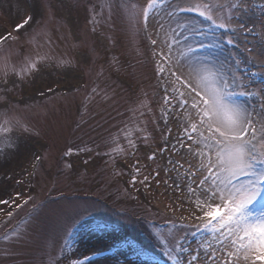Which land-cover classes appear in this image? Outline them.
I'll return each mask as SVG.
<instances>
[{
	"label": "rangeland",
	"instance_id": "374dc122",
	"mask_svg": "<svg viewBox=\"0 0 264 264\" xmlns=\"http://www.w3.org/2000/svg\"><path fill=\"white\" fill-rule=\"evenodd\" d=\"M145 2L0 0V35L11 34L0 48V96L5 97L0 101V264H70L98 250L109 252L88 264H157L128 244L127 235L159 251L172 247L161 241L173 235L192 249L215 242L211 236L189 244L180 239L194 222L184 224L179 213L165 207L171 200L162 183L150 191L130 183L132 164L146 160L143 136L151 133L152 147H163V125L158 123L162 93L150 43L142 23H136ZM177 2L161 0L152 13L159 39L175 36L180 41L177 51L184 48L185 37L194 48L198 40L213 41L208 22L195 12L168 15ZM247 3L248 11L238 13L237 19L255 21L256 33L245 40L238 32V46H226L221 58L231 51L244 59L245 44L257 53L264 50V0ZM27 16L32 19L25 23ZM185 18L198 21L197 28L206 35H179L177 21ZM256 65L252 61L241 68L259 72ZM262 75L254 78L257 87ZM130 139L138 151L129 147ZM69 150L71 155H66ZM164 163L160 158L147 161L152 169ZM148 170L142 166L141 175ZM30 205L33 212L24 213ZM220 211L226 216V209ZM262 211L251 209V215L258 217ZM81 215L103 216L120 228L76 230L75 245L62 254L71 224ZM147 218L167 220L168 225L160 228ZM239 264L261 262L245 261L242 254Z\"/></svg>",
	"mask_w": 264,
	"mask_h": 264
},
{
	"label": "snow or ice",
	"instance_id": "6c2138e0",
	"mask_svg": "<svg viewBox=\"0 0 264 264\" xmlns=\"http://www.w3.org/2000/svg\"><path fill=\"white\" fill-rule=\"evenodd\" d=\"M157 7L158 0H146L136 23L141 24L142 15V30L151 46L154 73L162 93L158 123L163 125V147H152L151 133L143 136L146 160L132 164L130 183L149 191L162 183L171 200L165 207L179 213L184 224L193 221L189 225L193 235L201 232L214 237V243L195 249L185 247L175 235L161 241L173 245L167 251L170 258L176 253L173 264H239L242 254L245 261L264 264V211L253 217L249 207L261 203L264 196V50L257 53L254 46L245 44L248 55L244 59L231 51L221 58L226 46H238V32L245 40L256 33L255 21L237 19L238 13L248 11L247 0H220L215 4L208 0H178L168 15L195 12L208 22L214 37L207 44L198 40L195 48L188 43L191 38L185 37L180 51V41L175 36L170 41L159 39L157 25L151 23ZM31 19L27 16L25 23ZM197 23L188 18L177 21L179 35L190 31L196 37L205 36ZM260 28L264 35V11ZM216 29L221 31L217 33ZM10 36L0 35V44ZM252 61L257 62L259 72L241 68ZM258 75L262 78L257 87L254 78ZM4 100L0 96V101ZM128 145L139 150L134 140H128ZM66 155H71V150ZM158 158L165 160L162 167L152 169L147 165V161ZM142 166L149 169L143 175ZM222 208L227 210L226 216L217 219L216 213ZM249 253L254 255L250 257ZM89 259L73 258L70 264H88Z\"/></svg>",
	"mask_w": 264,
	"mask_h": 264
}]
</instances>
